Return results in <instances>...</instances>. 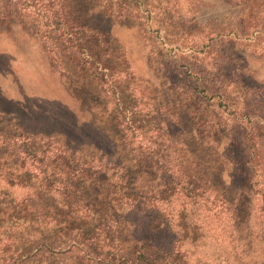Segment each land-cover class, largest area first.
<instances>
[{
    "label": "trees",
    "instance_id": "obj_1",
    "mask_svg": "<svg viewBox=\"0 0 264 264\" xmlns=\"http://www.w3.org/2000/svg\"><path fill=\"white\" fill-rule=\"evenodd\" d=\"M49 23V31H39L43 41L61 42L63 36L73 35L56 31L60 22ZM106 34L96 30L89 40L75 38L82 53L72 52L80 55L77 66L83 72L91 69L107 88L106 119L95 116L98 112L82 86L68 90L87 119L47 109L42 99L29 103L24 94L14 100L0 89V231L9 243H0V264H27L34 250L69 251L80 244L91 249L85 241L99 232L110 237L111 244L118 243L113 251L119 254L106 264H184L169 236L174 215L185 232L192 224L205 227L214 243L211 220L229 219L241 255H264L261 128L254 125L239 135L228 130L219 138L209 133L212 125L206 129L205 120L195 128L171 120L162 127L155 109H144L133 95L126 70H116L103 58L100 43L107 40L100 39ZM6 71L11 73L9 60ZM188 99L196 101L192 93ZM222 141L228 147L219 155L209 150L215 158L201 149ZM236 149L242 153L238 163L243 171L226 181L220 164ZM18 188L25 194L11 195ZM54 197L63 205L51 202ZM21 243L36 249L30 252Z\"/></svg>",
    "mask_w": 264,
    "mask_h": 264
},
{
    "label": "rangeland",
    "instance_id": "obj_2",
    "mask_svg": "<svg viewBox=\"0 0 264 264\" xmlns=\"http://www.w3.org/2000/svg\"><path fill=\"white\" fill-rule=\"evenodd\" d=\"M52 20L60 22L56 31L73 35L63 36L61 42L43 41L40 33L53 27L49 25ZM261 25L264 0H0V69L5 72H0V89L14 100L24 94L29 103L42 99L47 109L74 112L79 119H87V113L81 111V104L68 90H80L82 86L89 93L93 111L98 112L95 116L106 119L108 108L103 97L107 88L97 82L91 69L83 72L81 65L77 66L80 55L72 54L82 53L75 38L89 40L100 30L107 33L100 39L108 43H100L103 58L118 67L116 70H126L127 82L135 88L133 95L144 109H155L162 127L171 120L195 128L205 120L206 129L212 125L209 133L221 138L228 130L239 135L255 125L261 128L259 141L264 150ZM8 60L11 73L6 71ZM191 93L196 101L188 99ZM253 115L261 118L256 120ZM226 147L222 141L201 149L215 158L209 150L218 154ZM240 152L236 149L230 155L233 159L220 164L226 181L242 174ZM12 194L23 196L25 190L12 189ZM50 201L63 205L55 197ZM217 217L210 225L212 234L216 232V243L205 227L192 224L185 232L176 215L170 217L169 236L182 254L181 261L260 264L264 255L252 259L242 256L236 229H231L229 219ZM250 224L254 231L253 221ZM0 232L1 245H9L3 241L5 233ZM98 234L85 241L91 249L80 244L69 251L52 249L43 253L21 244L30 252L34 250L27 264H106L119 254L113 251L118 243L111 244L110 237Z\"/></svg>",
    "mask_w": 264,
    "mask_h": 264
}]
</instances>
